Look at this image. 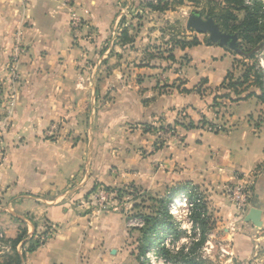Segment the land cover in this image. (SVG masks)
I'll use <instances>...</instances> for the list:
<instances>
[{
  "label": "crops",
  "instance_id": "0c3cea01",
  "mask_svg": "<svg viewBox=\"0 0 264 264\" xmlns=\"http://www.w3.org/2000/svg\"><path fill=\"white\" fill-rule=\"evenodd\" d=\"M117 13L116 0H27L25 49L12 83L11 35L21 10L0 5V234L47 235L23 264H132L135 233L125 216L86 205L97 186L152 197L190 189L224 231L240 221L224 185L253 184L244 217L259 207L264 128L246 122L247 112L232 113L227 124L218 112L228 102L245 103L220 89L235 68L231 51L199 41L146 60L138 37L109 47ZM73 16L81 21L75 36ZM254 108L262 109L257 98ZM201 123L219 129L207 132ZM53 124L58 136L45 137ZM156 125L179 128L180 138L157 144ZM234 241V255L248 258L245 237Z\"/></svg>",
  "mask_w": 264,
  "mask_h": 264
},
{
  "label": "rangeland",
  "instance_id": "374dc122",
  "mask_svg": "<svg viewBox=\"0 0 264 264\" xmlns=\"http://www.w3.org/2000/svg\"><path fill=\"white\" fill-rule=\"evenodd\" d=\"M69 2L70 4H73V0H69ZM159 2L161 3L160 5L165 3L168 5L166 11H154L152 8L147 6L148 4L158 5ZM2 4L5 5L6 8L12 5L21 10V14H19L20 22H17L15 27H13L11 39L12 46H15L18 41L20 42L21 46L23 45L22 47L24 48L25 46L23 43V36L26 24H22V22L25 20V16L23 15L27 0H0V5ZM204 6L205 4L203 0H116L118 13L115 15V28L112 33L113 36H111L114 42L113 45L115 46L119 44L120 36L126 31L128 37L133 39L132 43L135 42V38L138 37L140 39L137 48L143 51L146 60H152V58L155 56L158 58L159 55L161 56L163 53L165 54L169 50L173 49L175 47V41L178 40L191 42L192 40L196 39L197 41L205 43V41L208 39L207 35H201L193 31L186 30V20L192 12L196 11L202 13L204 16H208L206 12L203 11ZM74 17L78 16H73V18ZM80 25L81 21L79 25L75 26L71 25L70 21L71 33L74 36L78 35L79 29L81 27ZM5 35L7 36V34H4L3 32V36ZM122 45H125V43L119 44L118 46L121 47ZM231 55L235 59V68L231 73L232 76L236 78L243 70V68H241V62H243V60L240 59L237 53L231 52ZM256 61L259 69H261L264 73V48L257 55ZM249 91L259 93L255 88H251ZM233 97L235 98L234 95ZM242 102L245 103L237 105L234 102H228L220 108L217 107L219 108L218 112L220 118L224 120V123L227 124L226 118L231 117L232 113L239 114L247 112L249 113V116L245 117L246 122H252L253 125L261 124V126L264 128V105L261 104V110H255V97H250V99L243 100ZM227 128L229 130L228 126ZM231 131H233V129ZM224 133H227V131H222L218 134ZM260 134L264 137V129H262ZM259 170L264 172V162L259 167ZM252 186L253 184L247 185V190L250 193L248 208L255 199L254 196H252ZM165 195L161 197L158 195L152 197L149 194L128 188L125 190V192H122L119 201L121 204L124 202L126 204L125 209L127 210V213H125V218L127 214H131V216L134 217L140 215L141 213H144L145 215H152L154 212L160 209V204L157 203V199H163ZM127 197L130 198L128 199ZM258 206L259 207L256 208L261 210L263 213L260 227H254L250 223L245 224L243 221L244 216L241 215L242 217L239 218L240 221H234L237 222L235 224L236 226L232 225L228 230L224 231V227L226 226L222 224L223 222L220 221L219 218H216L215 220V218L212 216V219L215 221V225L213 230H208L206 232V239L204 243H202V245L199 246L198 251H196L198 260L202 261L203 264H264V188L261 190V199H259ZM190 209L191 208L187 203L185 205L178 204L174 209H172L171 214L172 217L176 218L180 223L181 228L187 232L191 227ZM210 211L212 212V209H210ZM217 222L220 223L217 224ZM128 230L130 233H135L132 237V244L135 245V254L129 255L128 261L129 263L133 261L132 264H139L136 256L138 257L141 247L139 243L141 233L138 231L140 229ZM237 236H244L248 246L251 247L252 253L249 254L250 256L246 259H240L234 255L233 246L235 243L234 240L237 238ZM195 238L199 239V236H195ZM5 239L6 238L0 234V264H3L2 262L5 255H11L9 245L4 243ZM164 241L169 243V238ZM164 241L162 242L164 243ZM190 243L191 241L189 239L181 237L175 242V245L177 247L185 246L188 249L191 247ZM144 249L145 260H142L140 257L141 262H145L147 264H151L152 262L153 264H164L162 259H156V257H158V255H155V251L157 249L156 244L152 246L145 244ZM17 250L21 252L20 247H17Z\"/></svg>",
  "mask_w": 264,
  "mask_h": 264
},
{
  "label": "trees",
  "instance_id": "16d2710c",
  "mask_svg": "<svg viewBox=\"0 0 264 264\" xmlns=\"http://www.w3.org/2000/svg\"><path fill=\"white\" fill-rule=\"evenodd\" d=\"M205 6L203 11L213 18L215 23L219 26L222 32L235 34L239 41V53L243 62H241V68H243L240 75L236 78L229 72L220 89L225 91L224 97L235 96L237 99L234 101L244 100L250 97H255L264 105V80L263 71L259 69L256 61V57L260 51L264 48V0H203ZM161 2V1H160ZM152 5L148 4L149 8L154 11H166L168 5ZM133 39L128 37L126 31L120 36L119 44L132 43ZM205 43L210 44L207 40ZM199 44V41L192 40L175 41L174 46L184 49L192 48ZM263 73V74H262ZM255 88L259 93L249 91V89ZM245 94V97H241ZM181 127L185 129L196 128L191 123L185 125L180 123ZM211 125V124H209ZM145 131H150L146 125H143ZM106 189H110L105 187ZM124 191L121 188H118ZM181 190H185L183 187H178L170 190L169 194L163 199H157V203L160 204V209L154 212L152 215L140 214L137 215L141 218L145 225L138 230L141 233L139 243L141 245L138 255L139 264H147L140 261L145 260V244L157 245L155 254L158 258L162 259L166 264H203L198 260L196 251L199 246L204 243L206 239V232L213 230L215 221L212 219V215L208 214L206 202L196 194L189 195L190 204V222L191 227L187 232L183 230L180 223L176 218L172 217L168 210V204L173 196L180 193ZM32 235L28 239L26 230H21L15 239H5L4 243L8 244L11 250V255H5L3 264H23L24 256L26 252H32L39 248L40 243ZM195 236H199L196 239ZM181 237H185L191 241V247L187 249L185 246L177 247L175 242ZM169 238L170 246L166 247L165 242L162 241ZM17 247H20L19 253ZM149 264V263H148Z\"/></svg>",
  "mask_w": 264,
  "mask_h": 264
},
{
  "label": "built area",
  "instance_id": "2783aa9c",
  "mask_svg": "<svg viewBox=\"0 0 264 264\" xmlns=\"http://www.w3.org/2000/svg\"><path fill=\"white\" fill-rule=\"evenodd\" d=\"M80 19L77 17L71 18V25H79ZM109 47L113 46L114 42L112 41L110 43ZM13 56L11 58V63L8 67L10 80L12 83H18L19 80V74L17 72V62L20 58V55L24 52L23 47L21 46L20 42L17 41V43L14 46L13 50ZM1 96V95H0ZM1 102V97H0ZM201 128L204 129L207 132H217L218 127L215 125H209V124H200ZM58 132V126L56 124L50 125L49 128L45 131V137L48 138H55L57 137ZM152 135L154 137V141L159 144L163 143L170 139L178 140L180 138L179 135V128L172 126V125H156L152 127ZM247 183H241V184H235V185H224L221 189L222 193L228 200V202L233 206L235 209L237 216L242 217L241 215H245L247 209H248V203L250 198V193L247 190ZM121 190L116 188H110L106 189L103 186H97L95 190L90 194L88 198V202L86 205L89 208H92L94 212L97 214L99 213H107V212H118L125 216V213H127V210L125 209V202L123 204L120 203L119 198H121L122 195ZM125 192V191H124ZM190 194H196L197 192H193L192 190H183L180 193H178L177 198L178 203L185 205L186 203L189 204V195ZM128 199L130 197H127ZM125 199V198H124ZM172 200L168 204V210L170 214H172V209L176 207H172ZM190 206V204H189ZM191 207V206H190ZM177 220V219H176ZM126 227L128 229H141L144 227L145 223L144 221L139 217L131 216V214H127L125 218ZM31 238V237H29ZM47 238V235L40 236L38 239L41 243ZM165 242V246L169 247V243ZM156 255V254H155ZM149 256V253H148ZM156 259L160 260V258L156 257ZM164 262V261H163ZM153 264V262L151 263ZM166 264V263H164Z\"/></svg>",
  "mask_w": 264,
  "mask_h": 264
},
{
  "label": "water",
  "instance_id": "95a60500",
  "mask_svg": "<svg viewBox=\"0 0 264 264\" xmlns=\"http://www.w3.org/2000/svg\"><path fill=\"white\" fill-rule=\"evenodd\" d=\"M186 30L193 31L201 35H207L209 43L226 48L231 52L239 53V41L237 35L221 32L219 30V26L215 23L213 18L204 16L200 12L194 11L187 18ZM261 215V210L256 207H252L244 217L243 221L245 223L252 224L254 227H260ZM31 236L29 235L28 239Z\"/></svg>",
  "mask_w": 264,
  "mask_h": 264
},
{
  "label": "bare ground",
  "instance_id": "6f19581e",
  "mask_svg": "<svg viewBox=\"0 0 264 264\" xmlns=\"http://www.w3.org/2000/svg\"><path fill=\"white\" fill-rule=\"evenodd\" d=\"M172 203V207H174L175 205L177 206L179 204L178 199L173 200Z\"/></svg>",
  "mask_w": 264,
  "mask_h": 264
}]
</instances>
